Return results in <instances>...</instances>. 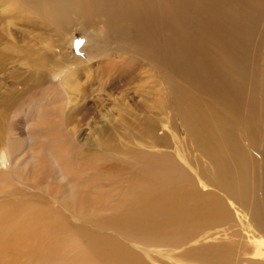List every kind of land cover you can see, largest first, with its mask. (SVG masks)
I'll use <instances>...</instances> for the list:
<instances>
[{
    "label": "bare ground",
    "instance_id": "1",
    "mask_svg": "<svg viewBox=\"0 0 264 264\" xmlns=\"http://www.w3.org/2000/svg\"><path fill=\"white\" fill-rule=\"evenodd\" d=\"M51 1L56 4L53 11L57 20L63 12L74 8L73 0ZM80 1L83 12L106 20L110 28L108 35H123L124 32L129 39L137 40L145 50L155 55L163 53L171 58L177 78L173 92L177 118L186 133L190 134L193 147L209 158L210 168L200 170L193 161L187 163L184 157L186 153L175 160L169 157L159 159L155 154L157 157L151 159L152 162L134 166V171L124 175L119 173L121 171L114 174L91 168V171L87 172L86 169L84 172L81 162L75 163L72 157L69 163L62 160L61 156L68 151L71 153V150L66 146L67 138L60 132L62 124L58 114L50 111L31 124L45 130V139L51 143V149L38 148L39 155L33 156L35 161L32 157L28 159L33 161V170L37 172L35 177L33 180L28 177L31 169L27 159L14 166L15 155L13 157L6 152V158L2 160L7 167L1 172L2 185L6 189H1L0 196L8 194L6 191L13 187L14 182L23 186L28 183L31 185L27 186H42L46 177L59 174L61 165L68 166V170L75 169L77 173L64 172L61 179L65 181V186L58 184L55 194L60 211L67 216L91 221L94 227L103 225L90 220V217L104 212L106 205H109L123 222L128 221L123 227L137 230L139 226L147 236L158 237L156 233L161 230L155 227L159 226L173 233V238L185 240L188 244H196L198 239L208 241L206 245L190 251L194 261H206L207 264H264V120L257 123L261 105L264 118V0ZM4 56L3 53L0 55V72L5 69ZM35 80L32 76L23 79L22 92L31 91V86L38 81ZM20 95L10 92L6 98L0 97V140L4 132L2 121H14L15 105L22 100ZM23 123L26 129V120H22L21 125ZM237 129L240 131L238 136L234 134ZM25 133L27 140L32 132L25 130ZM33 142V138L28 141ZM257 147H261L263 160V164L258 166L250 160ZM45 151L48 156L43 155ZM189 153L192 159L191 149ZM51 155L58 159H52ZM97 184L107 190V187L116 189L119 198L109 193L107 195L110 196L104 197L102 203L86 209L83 207L87 202L85 200L97 190ZM218 189L224 191L232 206L237 205V211L227 210L222 197L218 196ZM9 196L11 201L0 204V258L4 262L142 264L120 250L111 238L102 239L91 230L81 236L80 228L72 227L47 208H39L42 206L32 205L28 201L12 200V194ZM162 205L172 208L169 210L171 212L174 209L173 216L170 215L173 221L166 223V218L161 216ZM229 211L236 215L240 213L244 226L243 231L234 232L231 236L225 234V230L216 232L221 226L235 223ZM150 219L155 225L149 224ZM111 223H115V220ZM166 230L161 233H167ZM211 230H215V233L204 237V233ZM35 235L38 237L33 244L29 243V247L25 244L21 246L22 243L11 244V249L18 252L16 258L5 253L8 240L35 238ZM232 238L236 240L231 241ZM218 240L223 243L212 245L210 242Z\"/></svg>",
    "mask_w": 264,
    "mask_h": 264
},
{
    "label": "rangeland",
    "instance_id": "2",
    "mask_svg": "<svg viewBox=\"0 0 264 264\" xmlns=\"http://www.w3.org/2000/svg\"><path fill=\"white\" fill-rule=\"evenodd\" d=\"M73 2L74 8L63 12L57 20L53 11L56 4L51 0H0V55H5V69L0 72V97L4 99L10 92L22 94V100L15 105L14 121H2L4 132L3 139L0 140V192L4 188L1 172L7 167L2 160L3 157L6 158V152L11 153L13 157L15 155L12 158L16 161V166L25 159L28 161L29 157H37L40 146L51 149V143L44 136L45 130L31 126L33 121L38 122L40 116L50 111L58 114V120L62 124L60 132L67 138L66 146L71 150V153L68 151L61 156L62 160L68 162L72 157L75 163L81 162L83 171L102 169L114 174L121 171L119 173L124 175L134 171V166L150 163V160L157 156L159 159L169 157L175 160L186 153L187 156L184 157L187 163L191 160L197 169H209V158L193 147L194 144L190 143L189 139L190 134L186 133L177 118V110L173 106L174 83L177 78L171 58L163 53L155 55L145 50L137 40L129 39L124 32L123 35H108L110 28L105 19L83 12L80 0ZM28 76L38 80L33 85L36 87L31 86V91L22 92L21 81ZM251 90L252 87L249 95ZM261 106L258 108L257 123L264 120ZM22 120L27 122L26 129L24 123L21 125ZM25 130L27 133L32 132L27 140ZM234 134L238 136L239 129ZM32 138L35 142L28 143ZM190 149L192 159L189 158ZM260 153L261 147L250 155L251 162L255 161L257 166L263 164ZM43 155L48 156V153L45 151ZM51 157L58 159L53 155ZM28 164L31 169L28 177L33 180L37 172L33 170V161H28ZM60 168L59 174L46 177L42 186L12 183L13 187L6 191L8 194L0 196V204L11 201L9 194H12V200L40 205L42 207L39 208H47L72 227L80 228L81 236L91 230L102 239L111 238L120 250L132 255L142 264H207L206 261H194L190 251L206 245L208 241L198 239L196 244H188L185 240L173 238V233H168L169 230L159 226L155 228H160L158 231L166 230L167 233L160 231L156 233L158 237L147 236L145 232L140 231L139 226L137 230L123 227L128 221L123 222L121 217L111 211L109 205H106L104 212L90 217V220L103 224H97L95 227L91 221L85 222V219L62 213L55 195L56 187L58 184L65 186V181L61 179L64 172L70 171L68 173L72 175L77 172L71 167L72 171L68 170V166L66 168L61 165ZM107 188L109 190L97 184V190L85 200L87 202L83 207H96L97 203H102L101 200L111 194L119 198L116 189ZM13 192L19 193L20 196ZM109 193L110 195H107ZM217 193L219 198L222 197V203L227 210L237 211V205L232 206V201L225 196L224 191L218 189ZM6 198L8 199L4 201ZM163 206L160 208L161 216L166 218V223L173 221L174 218L171 217L174 209L171 212L169 210L172 208L164 206L165 209ZM231 211L229 215L235 223L221 226L216 232L225 230V234L231 236L234 232L243 231L241 214L238 213L237 216ZM59 213H62V216ZM113 220L115 223H111ZM149 224L155 225L151 219ZM213 233L215 230L206 232L204 237ZM37 237L35 235V238L20 237L16 241L8 240L5 253L11 258H16L18 252L11 249V244L22 243L21 246L29 247ZM210 242L212 245L223 243L222 240ZM0 262L14 264L4 262L2 258Z\"/></svg>",
    "mask_w": 264,
    "mask_h": 264
}]
</instances>
